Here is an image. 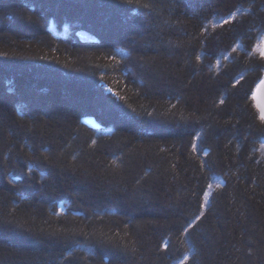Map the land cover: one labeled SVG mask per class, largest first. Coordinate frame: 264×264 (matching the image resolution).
Wrapping results in <instances>:
<instances>
[{
  "label": "trees",
  "instance_id": "1",
  "mask_svg": "<svg viewBox=\"0 0 264 264\" xmlns=\"http://www.w3.org/2000/svg\"><path fill=\"white\" fill-rule=\"evenodd\" d=\"M263 37L264 0H0V264H264Z\"/></svg>",
  "mask_w": 264,
  "mask_h": 264
},
{
  "label": "water",
  "instance_id": "2",
  "mask_svg": "<svg viewBox=\"0 0 264 264\" xmlns=\"http://www.w3.org/2000/svg\"><path fill=\"white\" fill-rule=\"evenodd\" d=\"M261 57L264 59V37L261 42ZM262 80H264V76L255 86L252 97L260 118L264 120L262 118L264 117V85L261 84Z\"/></svg>",
  "mask_w": 264,
  "mask_h": 264
},
{
  "label": "rangeland",
  "instance_id": "3",
  "mask_svg": "<svg viewBox=\"0 0 264 264\" xmlns=\"http://www.w3.org/2000/svg\"><path fill=\"white\" fill-rule=\"evenodd\" d=\"M51 33L54 35V36H56V37H58V36H60V37H62V38H68L69 36H72V35H77V37H85L86 35L84 34V33H82V32H74V31H72V30H70V29H65V31H64V33H58L54 28H51ZM221 61V59L218 61V62H220ZM96 125V124H95ZM92 126H94V124H92ZM95 127V126H94ZM96 128V130L98 129V127H95ZM99 133L100 134H103V135H107V133H108V130H100L99 131ZM260 153H261V155H262V157H264V141H262V143L260 144Z\"/></svg>",
  "mask_w": 264,
  "mask_h": 264
},
{
  "label": "snow or ice",
  "instance_id": "4",
  "mask_svg": "<svg viewBox=\"0 0 264 264\" xmlns=\"http://www.w3.org/2000/svg\"><path fill=\"white\" fill-rule=\"evenodd\" d=\"M261 84L264 85V80L261 81ZM262 118H264V117H262Z\"/></svg>",
  "mask_w": 264,
  "mask_h": 264
}]
</instances>
